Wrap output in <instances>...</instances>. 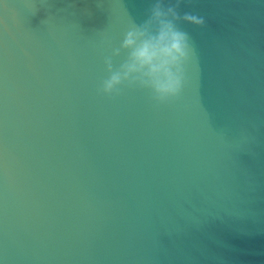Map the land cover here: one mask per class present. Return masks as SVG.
<instances>
[{"label": "water", "instance_id": "1", "mask_svg": "<svg viewBox=\"0 0 264 264\" xmlns=\"http://www.w3.org/2000/svg\"><path fill=\"white\" fill-rule=\"evenodd\" d=\"M154 2L0 0V264H264V0H181V96L103 94Z\"/></svg>", "mask_w": 264, "mask_h": 264}, {"label": "clouds", "instance_id": "2", "mask_svg": "<svg viewBox=\"0 0 264 264\" xmlns=\"http://www.w3.org/2000/svg\"><path fill=\"white\" fill-rule=\"evenodd\" d=\"M180 2L165 6L164 0H155L142 23H131L120 46L104 59L109 76L101 83L103 94L118 95L122 86H135L149 90L157 104L181 96L195 51L189 33L180 24L202 27L205 20L189 12L181 15ZM122 51L127 55L114 67L113 60Z\"/></svg>", "mask_w": 264, "mask_h": 264}]
</instances>
